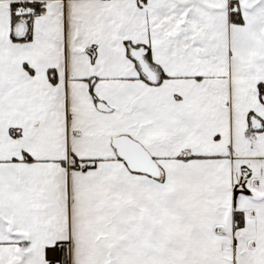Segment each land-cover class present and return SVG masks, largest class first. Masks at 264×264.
<instances>
[{
	"label": "snow or ice",
	"instance_id": "1",
	"mask_svg": "<svg viewBox=\"0 0 264 264\" xmlns=\"http://www.w3.org/2000/svg\"><path fill=\"white\" fill-rule=\"evenodd\" d=\"M0 264H264V0H0Z\"/></svg>",
	"mask_w": 264,
	"mask_h": 264
}]
</instances>
